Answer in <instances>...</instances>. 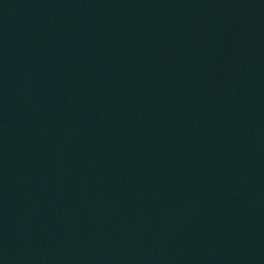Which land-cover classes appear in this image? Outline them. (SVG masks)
I'll list each match as a JSON object with an SVG mask.
<instances>
[{"label": "water", "instance_id": "95a60500", "mask_svg": "<svg viewBox=\"0 0 264 264\" xmlns=\"http://www.w3.org/2000/svg\"><path fill=\"white\" fill-rule=\"evenodd\" d=\"M0 264H264V0H0Z\"/></svg>", "mask_w": 264, "mask_h": 264}]
</instances>
